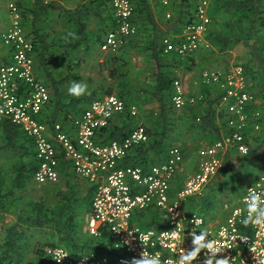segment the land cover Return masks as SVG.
Masks as SVG:
<instances>
[{
  "label": "built area",
  "instance_id": "1",
  "mask_svg": "<svg viewBox=\"0 0 264 264\" xmlns=\"http://www.w3.org/2000/svg\"><path fill=\"white\" fill-rule=\"evenodd\" d=\"M9 15L10 25L1 34V41L10 48V63L0 67V124L5 120L19 126L33 140L37 168L33 179L39 184H56L63 178L62 161L76 178L93 188V199L86 217L84 234L101 240L107 233L108 251L95 250L72 253L63 244L46 246L43 256L49 264H134L142 257L156 256L161 264H178L177 257L193 248L192 233L206 231L219 250L217 258L229 264H264V225L241 224L247 215L242 200L264 190V174L250 183L239 202L223 204L227 213L222 223L213 225L202 214L186 208L192 198L205 195L224 168L229 153L248 155L254 138L262 130V111L255 95L249 91L244 68L233 65L229 70H206L202 80L223 91L220 111L227 116L226 132L198 153L197 172L186 177L181 189L175 190L178 176L184 172L186 156L179 146H172L164 160L147 168L124 165L134 148L146 143L149 135L142 122H135L122 141L103 142V129L121 115L137 119L139 110L116 94L104 95L70 124L56 122L53 126L42 120L51 100L50 89L35 75L34 45L22 24L18 0H1ZM113 8L115 28L108 31L102 49L118 52L137 33L133 22L132 0H107ZM169 8L171 0H157ZM171 15L168 14V17ZM211 23L207 3L197 10L194 20L178 35L163 39V52L182 58L194 55L204 44ZM204 96L191 94L180 80L174 83L172 107L185 110L202 101ZM156 212L161 228L144 229L137 214ZM114 252V254H113ZM210 253L202 250L194 264H207Z\"/></svg>",
  "mask_w": 264,
  "mask_h": 264
},
{
  "label": "trees",
  "instance_id": "2",
  "mask_svg": "<svg viewBox=\"0 0 264 264\" xmlns=\"http://www.w3.org/2000/svg\"><path fill=\"white\" fill-rule=\"evenodd\" d=\"M63 1L66 0H18L23 27L34 45L35 75L51 92L50 103L42 114V120L50 126L56 122L68 125L91 102L104 95L114 94L112 89L90 90L81 97L71 96L67 92L73 82H81L80 73L84 60L81 53L92 51L97 44L102 47L107 32L115 28L113 8L107 0H88L71 10L61 4ZM132 1L133 22L138 28L134 38L131 37L126 46L128 49L141 47L149 52L152 82L147 83L149 89L141 88L145 89L143 92L131 91L125 84L115 94L129 105L152 102L157 107H153L149 113L142 111L146 115L144 120L140 116L137 119L128 115L117 116L103 129V142H122L136 125L135 122L141 120L146 126L149 139L131 150L123 164L147 168L164 160L174 141L185 140L181 133L182 126L191 129L195 135L199 132L210 133L214 136V142L226 132L227 116L224 111H220L223 91L217 85L205 86V91H202L204 99L195 106L182 111H176L172 107L174 83L179 80L177 73L192 66L194 55L182 58L176 53L164 54L163 38L166 34L156 21L152 0ZM197 4L198 0H171L169 8L173 9V19L168 32L181 34L194 20ZM214 5L216 13L213 16L210 14L212 18L206 39L220 52L233 50L237 46L246 49L242 64L244 74L248 89L255 95L256 105L263 113L262 130L254 138L250 153L240 155L232 151L225 159L224 168L219 175H229L246 167L254 155L258 154L257 158L264 155V0H215ZM58 22H61L63 28L56 30ZM116 59L114 57L110 61L115 62ZM9 63L6 60L5 64ZM125 82L128 83V80ZM179 112L188 115L184 124L183 121H178L183 117L177 116ZM175 127H179L177 136L173 131ZM0 139V209L6 213H12L16 208L18 210L16 222L4 230L5 235L0 242V264H22L34 236L33 231L48 226L55 230L58 242L72 253L95 250L112 254L108 251L110 244L106 243L109 240L107 233L101 240L82 238L76 208L81 202L91 205L93 188L90 186L87 194L80 198L76 194L78 189L71 186L68 180L66 185L69 189L58 192L57 202L49 203L47 195L42 194L39 200L26 202V207H17L16 202L24 201V197L17 198V195L29 189L37 168L35 145L19 126L8 120L0 124ZM181 148L186 155V148ZM234 161L237 166L232 164ZM61 171L65 173L64 168ZM207 193L200 197V201L192 198L186 205L190 211L200 210L203 200L205 207L200 212L206 219L216 204ZM156 214L139 213L137 222L144 229L161 228L164 224L157 221ZM55 244L53 242L48 246ZM43 251L44 246L39 245L37 253L42 256Z\"/></svg>",
  "mask_w": 264,
  "mask_h": 264
},
{
  "label": "rangeland",
  "instance_id": "3",
  "mask_svg": "<svg viewBox=\"0 0 264 264\" xmlns=\"http://www.w3.org/2000/svg\"><path fill=\"white\" fill-rule=\"evenodd\" d=\"M82 1L86 2L88 0ZM204 2L207 3L208 10L211 16H213V14L216 13V7L214 5L215 0H198L195 14ZM152 3L154 6L155 18L157 23L161 26L162 30L165 31L166 35L169 34L170 32H168L167 30L172 23L170 21H172L173 19L172 7L165 8L155 0H152ZM168 14H170L171 16L168 17ZM211 25H213V23ZM61 27V22H58L55 29L59 30ZM2 33L3 31L0 30V36ZM245 52L246 49L242 48V46H237L233 50L220 52L208 41V45L204 44L199 49V51L194 54L192 66L190 68L180 70L177 73L179 76V80L184 84L187 90H192L193 87H196V89H193L195 90V92L191 94L202 95V91H205V86H208L202 80L203 72H205L206 70L215 69L229 70L233 65H242L244 62ZM81 56H83L84 58L80 73V75L82 76L81 82H85L88 84V91H106L112 89L115 94L117 93V90L127 84L128 89H130L131 91L137 90L139 92H143V90L145 89L141 88L149 89L147 83L151 84L152 82L153 70L149 62L150 54L148 51L142 50L141 47L128 49L125 44L124 48H121L118 52L113 53L105 52L102 47L97 44L93 47L92 51L87 53L82 52ZM114 57L117 58L116 61L111 62L110 59ZM111 72H114V74H111ZM121 74H125V76L122 77ZM125 80H128V83H126ZM131 104L138 108L139 116L142 117L143 120L146 119V115L143 114L142 111L149 113L153 108L152 102L146 103L144 105H141L140 103ZM181 115H183V117ZM177 116L179 118L182 117V120L179 119L178 121H183V124L186 116L188 118L187 114L185 115L181 112H179ZM136 122L140 123L142 121L139 120ZM181 128V133L184 136L185 140L181 141L180 139H178L176 140V142L174 141L170 146H179L183 148L185 147V151L190 155L191 158L189 159L188 157L187 160L186 156L184 172H182L177 178L178 186L184 178H186L188 175L194 174L197 153L200 150L199 148L206 144V141H209L212 138V135L210 133L199 132L197 135H195L194 133H192L191 129H186V127L184 126H182ZM178 129L179 127H175L173 129L176 136ZM257 156L258 154L254 155V157L249 162H247L246 167H244L240 171L234 172L229 175H225L222 173L217 178H215L211 186H209V188L207 189L206 192L208 193L206 195L213 197L216 203L215 207L209 212V216L207 218V220L213 225L222 223L225 219V216L227 215L223 210V204L227 202L230 206L235 205L241 198L245 188L250 183H252L257 178V176L262 173L264 174V155H259L258 158ZM232 164L236 166L238 165L235 161ZM68 180L76 184V188L78 189L76 194L78 196L80 194V197H82L83 195L85 196V194H87L89 187L87 182L78 178L77 180L75 178L73 179V177H70L69 175L67 177L61 178L60 182L57 184V187L65 191L68 190L66 185ZM32 188L33 189L31 190L34 191V194L33 192L29 194L30 199L39 198V196H41L42 194H46L43 191L36 189L35 186H33ZM213 188L215 190L212 191ZM46 195H48V193ZM196 200L200 201L201 198H196ZM47 201L49 203H52L57 202V199H54V197L50 196L48 197ZM200 205V210H194L199 214H201L200 211H202V208L205 207V202L202 200ZM76 209L77 222L78 224H80V230H82L83 232L82 238L94 240L95 237L89 234H84L86 217L89 214L90 207L87 205V203L81 202ZM10 221L11 218L0 216V242L3 240V237L5 235V228L13 224L10 223ZM33 232L34 236L32 237L29 250L22 264H47L48 262L45 257L43 255L40 256L37 253V250L39 248V245H43L45 248L50 243H59L56 232L53 227L50 226L43 229H35Z\"/></svg>",
  "mask_w": 264,
  "mask_h": 264
},
{
  "label": "clouds",
  "instance_id": "4",
  "mask_svg": "<svg viewBox=\"0 0 264 264\" xmlns=\"http://www.w3.org/2000/svg\"><path fill=\"white\" fill-rule=\"evenodd\" d=\"M68 94L74 97L86 95L88 94V84L85 82H73L68 88ZM241 203L244 204L247 211V215L243 216L240 221L241 224L245 226L250 224L256 226L264 225V190H261L259 194H250ZM192 237V250L179 255L177 257L178 264H194L202 250H207L210 253L209 257L214 258V264H229L228 259L217 258L219 250L215 241L209 238L206 231H200L199 235L193 231ZM134 264H161V260L156 256L142 257L136 260ZM165 264H168V262H165ZM207 264H213V260L207 259Z\"/></svg>",
  "mask_w": 264,
  "mask_h": 264
},
{
  "label": "crops",
  "instance_id": "5",
  "mask_svg": "<svg viewBox=\"0 0 264 264\" xmlns=\"http://www.w3.org/2000/svg\"><path fill=\"white\" fill-rule=\"evenodd\" d=\"M49 1H52V0H46V2H49ZM85 1H82V0H66V1H63V2H61V4L65 7V8H67V9H71V10H73V9H76V8H78V7H80L83 3H84ZM2 3V1L0 0V30H2L3 32L8 28V26L10 25V22H9V15H8V11H7V9H6V7L5 6H3V3ZM208 12H209V10H208ZM209 15H210V12H209ZM168 31V30H167ZM183 32V31H182ZM181 32V33H182ZM175 33H169V34H167L166 36H170V35H174ZM177 35H178V33H176ZM165 36V37H166ZM164 37V38H165ZM163 38V39H164ZM202 47V46H201ZM200 47V48H201ZM199 48V49H200ZM9 56H10V48H8V47H6L4 44H3V42L1 41V37H0V67L1 66H3V65H5V63H6V60H9L10 61V59H9ZM193 89H196V87H193L192 88V90H187V91H189L190 93H194L195 92V90H193ZM134 106V105H133ZM153 107L156 109V104L155 105H153ZM212 135V134H211ZM213 135H212V138L209 140V141H206V144H204L202 147H200L199 149H201V148H203V147H208V146H210V145H212L213 143H215V141L214 142H212L214 139H213ZM1 140V139H0ZM1 142V141H0ZM187 153V152H186ZM230 154V153H229ZM228 154V155H229ZM227 155V156H228ZM185 156H187V160H188V157H189V159L191 158L190 157V155L187 153ZM227 158V157H226ZM197 162H198V157H197V160H196V165H195V169H194V173H196L197 172ZM62 163H64V165L62 164V169L64 168V170H65V173H63V177H66V176H70V177H73V179L75 178L76 180H77V178L75 177V175H74V173H73V171H72V169L65 163V162H63L62 161ZM61 169V170H62ZM223 170V169H222ZM222 172V171H221ZM66 175V176H65ZM192 175V174H191ZM189 176V175H188ZM187 176V177H188ZM180 179V178H179ZM185 179L186 178H184L183 180H182V182L179 184V186H178V182H176L175 183V185H174V189L175 190H179V189H181L182 188V186L184 185V181H185ZM33 181H32V184L30 185V187H29V189L26 191V192H23L22 194L21 193H19L18 195H17V198H19V197H24V201H20V202H16V205H17V207L19 208V206H24V207H26V202H29V201H31V200H39L40 198H41V196H39V198H32V199H30L29 198V194L31 193V192H33V194H34V191L33 190H31V189H33L32 187L33 186H35V188L36 189H39L40 191H43L44 193H48V195H47V197H54V199H57L58 200V192L59 191H61L62 189L61 188H59V187H57L56 185H54V184H39V183H36L35 181H34V179H32ZM85 181V180H84ZM87 182V181H86ZM70 184H71V186H76V184H74L73 182H70ZM87 184H88V186H89V183L87 182ZM34 188V189H35ZM67 189H69V187L67 188ZM88 189H89V187H88ZM63 191V190H62ZM66 191H68V190H66ZM51 192V193H50ZM64 192H65V190H64ZM32 194V195H33ZM50 195V196H49ZM82 196V195H81ZM78 197H80V194H79V196ZM84 197V195L82 196V198ZM81 198V197H80ZM19 201V200H18ZM9 202V201H8ZM239 202V201H238ZM237 202V203H238ZM14 207V206H13ZM23 207V208H24ZM90 208H91V205L89 206ZM17 212H18V210H17V208L16 209H14V211L12 212V213H6V212H4V211H1V209H0V216H5L6 218L7 217H9V218H11V221H10V223H15L16 222V219H17V217H16V215H17ZM227 214V213H226ZM226 217V216H225ZM9 223V224H10ZM211 223V222H210ZM2 231H3V229H2ZM56 244H61V243H56ZM55 244V245H56Z\"/></svg>",
  "mask_w": 264,
  "mask_h": 264
}]
</instances>
